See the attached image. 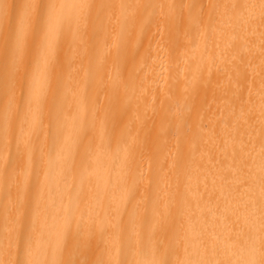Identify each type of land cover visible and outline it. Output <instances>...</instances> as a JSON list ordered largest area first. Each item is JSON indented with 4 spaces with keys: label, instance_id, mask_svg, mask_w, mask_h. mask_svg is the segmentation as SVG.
<instances>
[{
    "label": "bare ground",
    "instance_id": "bare-ground-1",
    "mask_svg": "<svg viewBox=\"0 0 264 264\" xmlns=\"http://www.w3.org/2000/svg\"><path fill=\"white\" fill-rule=\"evenodd\" d=\"M0 264H264V0H0Z\"/></svg>",
    "mask_w": 264,
    "mask_h": 264
}]
</instances>
